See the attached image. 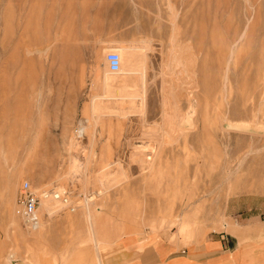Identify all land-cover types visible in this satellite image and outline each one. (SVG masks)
I'll return each mask as SVG.
<instances>
[{"label":"rangeland","instance_id":"rangeland-1","mask_svg":"<svg viewBox=\"0 0 264 264\" xmlns=\"http://www.w3.org/2000/svg\"><path fill=\"white\" fill-rule=\"evenodd\" d=\"M122 44L150 49L145 115L96 123L102 55ZM115 164L121 177L102 186ZM24 181L68 189L80 208L43 214L34 236L14 213ZM256 222L264 230V0H0V264H129L132 242L199 245L232 228L254 244L264 232L238 227Z\"/></svg>","mask_w":264,"mask_h":264},{"label":"bare ground","instance_id":"bare-ground-1","mask_svg":"<svg viewBox=\"0 0 264 264\" xmlns=\"http://www.w3.org/2000/svg\"><path fill=\"white\" fill-rule=\"evenodd\" d=\"M170 9H172V7H170ZM175 48H176V46H175ZM148 50L150 51L148 46H143V45L142 46H131V45H124V44L109 48L108 51L116 52L121 57V67H120V70L118 72H112L110 70L108 62L105 58V53L102 55V59L105 62L104 63L105 64V70H104L105 78H104V81L102 83H100L101 84L100 87L103 90L102 91L103 94L95 96L92 99V102L90 105L91 106L90 110L92 112L93 119L96 120V123H97L98 119L99 120L104 119L105 117L107 118V116H109V117L116 116V117L126 118L128 116H133V114H135V113H141V114L145 115V113H144V106L146 104L145 103V101H146L145 95H147L146 94L145 76H146L147 69H148V60H149L148 59L149 57L147 54ZM174 52H175V50H174ZM178 57L179 56L177 54L174 55L172 61H173L174 65L179 67V65L181 66V62H180V58H178ZM98 71H99V69H98ZM111 76H115V77L116 76H122L123 78H122L121 82H119V83L117 82V84H119V85L112 86V84L109 81L112 78ZM117 79H119V78H117ZM86 128H87V125H85L84 122H82L81 126L79 128V131L77 133L79 135H82V133H84ZM154 152H156V151H154ZM144 153H143V155H145ZM140 154H141V152H140ZM146 156L147 155H145V157ZM150 156H152V155H150ZM150 156H147V158L145 160L144 159L141 160V163H143L146 166L145 170H152L153 169V166H154L153 157H150ZM70 166H71V170L79 171L80 165L77 163L76 159L72 160ZM115 166H117V164H115L114 166H111V165L108 166L107 165L97 175L96 179L99 181V183L102 186L106 187V185H109V184L113 183L114 181H116L115 178L118 179V177L119 178L121 177L123 171H121V169L119 167H116V170H114L113 168ZM83 178L85 179V182L88 180V177L85 176V174H84ZM83 183H84V180H83ZM56 190H59L61 192L70 191L68 189L65 190L62 187H60L59 189H56ZM43 191H45V190H42V192ZM70 193H71V191H70ZM72 199H73V195L71 193V203L78 206V209H79L80 208L79 207V201H72ZM92 207H93L92 203H90L87 200L85 203V207H84L86 209L85 216L87 217L88 222L90 224V227L92 230V236H94L96 239L95 224L97 223L98 217L96 215L95 210H93ZM61 209H63V205L60 201H55L52 198L43 199L42 203H41V207L39 208V224L35 229H30L29 227L25 226L23 224L22 220L19 217H17L16 214H15V217L20 222H22L23 226L26 229H29L31 234H34V236L37 235L38 237H41L42 232L40 231V229L43 226V223H42L43 214L47 215L49 218H52ZM14 213H15V211H14ZM99 243H100V241L99 242L96 241V250L98 252H99V246H100Z\"/></svg>","mask_w":264,"mask_h":264},{"label":"crops","instance_id":"crops-1","mask_svg":"<svg viewBox=\"0 0 264 264\" xmlns=\"http://www.w3.org/2000/svg\"><path fill=\"white\" fill-rule=\"evenodd\" d=\"M250 226L251 224H244L238 228L250 230V234L257 237H259L260 231L264 232L259 222H256L252 228ZM238 234H240V231L232 228L229 229V232L221 231L216 236L208 237L199 245L184 247L176 242L165 241L163 238H151L148 241L145 239L139 240L126 246L127 254L133 259L129 264H134L135 262L148 264L151 260L154 264H233L231 259H234L238 264H244L248 259L253 262L258 260L260 257L257 258V256L260 252L264 253V241L249 244L246 240L241 241L237 236ZM142 248L144 250L149 248L154 250L152 252L153 257L149 259L146 252H137ZM95 258L97 259V264H102L100 254H97Z\"/></svg>","mask_w":264,"mask_h":264},{"label":"built area","instance_id":"built-area-1","mask_svg":"<svg viewBox=\"0 0 264 264\" xmlns=\"http://www.w3.org/2000/svg\"><path fill=\"white\" fill-rule=\"evenodd\" d=\"M106 60L112 72H118L121 67V57L116 52L107 54ZM52 198L60 201L63 209L58 213L64 212L76 213L78 206L71 203L70 191L61 192L55 188L38 192L29 181H24L17 196L15 214L19 217L23 224L30 229H35L39 224V208L43 199Z\"/></svg>","mask_w":264,"mask_h":264},{"label":"water","instance_id":"water-1","mask_svg":"<svg viewBox=\"0 0 264 264\" xmlns=\"http://www.w3.org/2000/svg\"><path fill=\"white\" fill-rule=\"evenodd\" d=\"M231 127H232V126H231ZM230 129H231V128H230ZM232 130H236V128H235V127H233V128H232Z\"/></svg>","mask_w":264,"mask_h":264}]
</instances>
